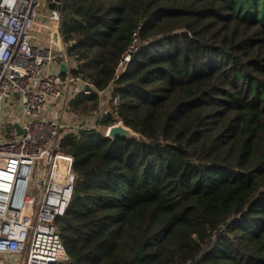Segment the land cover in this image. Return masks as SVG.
Masks as SVG:
<instances>
[{
  "label": "trees",
  "instance_id": "16d2710c",
  "mask_svg": "<svg viewBox=\"0 0 264 264\" xmlns=\"http://www.w3.org/2000/svg\"><path fill=\"white\" fill-rule=\"evenodd\" d=\"M55 9L70 75L118 97L98 129L59 141L75 178L55 220L62 264H264V0ZM97 106L95 93L68 103ZM117 122L143 140L98 131Z\"/></svg>",
  "mask_w": 264,
  "mask_h": 264
},
{
  "label": "built area",
  "instance_id": "2783aa9c",
  "mask_svg": "<svg viewBox=\"0 0 264 264\" xmlns=\"http://www.w3.org/2000/svg\"><path fill=\"white\" fill-rule=\"evenodd\" d=\"M52 1L0 0V264L66 262L55 220L70 202L75 178L59 141L65 133L98 129L118 103L110 88L95 91L88 79L70 75L74 64L61 41L58 3L48 8ZM136 51L135 42L129 52ZM80 92L98 98L90 116L68 109Z\"/></svg>",
  "mask_w": 264,
  "mask_h": 264
},
{
  "label": "water",
  "instance_id": "95a60500",
  "mask_svg": "<svg viewBox=\"0 0 264 264\" xmlns=\"http://www.w3.org/2000/svg\"><path fill=\"white\" fill-rule=\"evenodd\" d=\"M59 1L60 0H53L52 2H50L48 5L49 10H54L56 4ZM79 20L80 19L77 18V21H79ZM73 44H74V42H71V45H73ZM59 70H60L61 74H64L66 72V66L62 64L60 66ZM85 89L88 90L89 88L86 87ZM116 137H120L122 139H127V140H143L142 136H140L139 134L132 131L130 128L125 126L122 122H117L113 125H110L105 130L104 138L113 140ZM242 217H243V213L240 215V218H242Z\"/></svg>",
  "mask_w": 264,
  "mask_h": 264
},
{
  "label": "rangeland",
  "instance_id": "374dc122",
  "mask_svg": "<svg viewBox=\"0 0 264 264\" xmlns=\"http://www.w3.org/2000/svg\"><path fill=\"white\" fill-rule=\"evenodd\" d=\"M43 14H44V15H47L48 13H47V11H43ZM72 64H74V63H73V62L70 63V65H72ZM120 71H122V66L119 68L118 73H119ZM74 114H75V113H74ZM75 115H77V114H75ZM77 116H78V115H77ZM98 131H99L100 133H102V134H104V132H105V130H103V129H99ZM37 178H38V179L41 178V175L38 174ZM31 180H32V182L34 183V182L36 181V177L33 176Z\"/></svg>",
  "mask_w": 264,
  "mask_h": 264
}]
</instances>
